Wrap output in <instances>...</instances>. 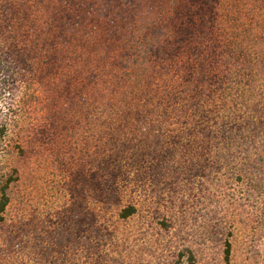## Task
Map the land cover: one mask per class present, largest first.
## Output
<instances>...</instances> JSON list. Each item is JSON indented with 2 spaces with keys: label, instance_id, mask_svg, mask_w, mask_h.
Here are the masks:
<instances>
[{
  "label": "trees",
  "instance_id": "obj_1",
  "mask_svg": "<svg viewBox=\"0 0 264 264\" xmlns=\"http://www.w3.org/2000/svg\"><path fill=\"white\" fill-rule=\"evenodd\" d=\"M222 3L179 11L178 0H0V236L18 179L1 161L21 148L6 143L22 111L18 94L38 77L48 84L64 74L70 95L72 85L85 93L96 86L93 173L83 178L88 194L93 180L98 205L66 237L87 264L114 233L108 217L127 221L145 203L240 199L245 208L252 199L264 215V0H249L238 16ZM175 217L152 218L170 232ZM15 232L0 242L4 256L15 255L5 264L32 253L29 232L18 242ZM62 241L47 264H61L57 253L69 257ZM224 244L230 263L234 245ZM196 261L185 246L170 264Z\"/></svg>",
  "mask_w": 264,
  "mask_h": 264
},
{
  "label": "rangeland",
  "instance_id": "obj_2",
  "mask_svg": "<svg viewBox=\"0 0 264 264\" xmlns=\"http://www.w3.org/2000/svg\"><path fill=\"white\" fill-rule=\"evenodd\" d=\"M248 1L222 0V6L238 16L245 12ZM164 3L162 9L165 10L169 3ZM196 3L198 0H178V10L192 9L198 5ZM153 9V18L158 20V6ZM67 75L61 76L62 79ZM62 79L58 77L56 82L45 84L47 78L38 77L28 88L21 90L18 98L22 111L6 142L19 143L21 148H15L11 153L5 151L6 155L1 158L5 171L12 172L15 168L17 172L13 175L18 179L12 184L13 200L0 242L4 245L6 238L11 240L12 236L7 233L16 228L14 240L20 241L22 233L29 232L26 244L32 251L21 262L12 261L14 264L50 263L48 253L56 246V241L63 239L62 245L67 246L69 240L66 237L78 234L80 225L94 217L93 212L97 209L92 193L94 182L90 181L91 194H88V182L83 178L84 174L91 176L93 173L98 131L91 91H95L96 86H89L85 93L79 86L76 89L72 85L70 95L64 91L66 85ZM83 200L86 202L82 203ZM169 200L162 199L152 209L145 203L138 214L127 221L105 214L104 217L113 221L109 224L114 233L96 250L97 259L91 264H170L185 246L195 251L196 264H264V226L260 219L264 215L252 199L245 208L240 199H175L176 204ZM168 210L176 213V225L170 232L159 230L152 218H162V213L166 214ZM226 239L234 245L230 263L224 256ZM75 243L76 240L71 238L67 246L69 257L57 253L53 259L61 264H87ZM8 249L5 246V250L0 251V264L15 256L10 252L4 256Z\"/></svg>",
  "mask_w": 264,
  "mask_h": 264
}]
</instances>
